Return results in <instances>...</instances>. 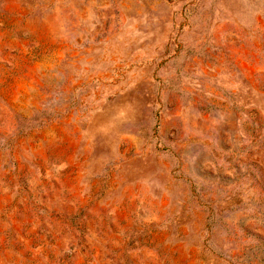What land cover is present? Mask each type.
<instances>
[{
    "label": "rangeland",
    "instance_id": "obj_1",
    "mask_svg": "<svg viewBox=\"0 0 264 264\" xmlns=\"http://www.w3.org/2000/svg\"><path fill=\"white\" fill-rule=\"evenodd\" d=\"M0 264H264V0H0Z\"/></svg>",
    "mask_w": 264,
    "mask_h": 264
}]
</instances>
